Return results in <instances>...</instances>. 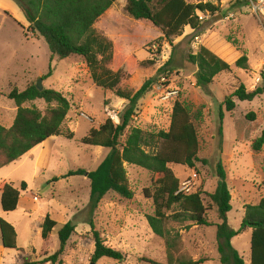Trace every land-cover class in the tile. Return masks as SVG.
Here are the masks:
<instances>
[{"label": "rangeland", "instance_id": "rangeland-1", "mask_svg": "<svg viewBox=\"0 0 264 264\" xmlns=\"http://www.w3.org/2000/svg\"><path fill=\"white\" fill-rule=\"evenodd\" d=\"M204 1L218 6L220 12L200 18L205 23L199 31L186 27L179 37L171 40H165L147 21L128 17L123 10L125 0H118L107 10L95 24V30L118 46L123 56L133 57L137 62V67L121 82L122 90L136 92L145 82L153 80L149 92L137 103L131 127L152 133L166 130L174 101L185 106L193 119L199 115L197 128L204 148L198 158L205 160L206 165L197 163L198 173L183 166L169 168L179 180L181 191L188 194L201 191L211 226H196L170 218L165 223L167 234L163 238L153 234L146 221V216L153 215V205L144 191L151 188L157 176L130 165L124 168L132 199L110 192L95 210L91 209L86 175L65 176L77 170L85 174L96 170L110 150L86 146L80 140L90 128H97L108 118L115 125L120 124L127 102L96 88L82 58H54L52 76L41 85L42 89L59 92L69 101L70 111L62 132L72 133L73 139L51 137L43 146L0 169V184L9 183L20 192L14 212L4 213L0 208V220L13 226L16 232V249H4L0 240V264H21L23 257L40 261L54 254L59 246L57 232L68 222L75 230L60 258L61 264H149L147 261L176 264L179 260L219 264L215 228L219 220L208 198L217 184L216 163L221 162L226 173L231 195V210L226 217L232 230L239 229L244 206L255 205L264 198V147L259 153L251 150V144L264 128V96L251 102L232 99L235 109L231 113L222 105L240 84L247 91L261 84L264 19L251 15L246 0ZM11 10L25 22L13 3ZM20 21L0 4V125L5 128L12 125L16 114L14 103L8 99L10 92L13 89L22 92L35 85L46 75L49 64L45 41L26 32L28 24L21 25ZM200 47L232 67L230 72L219 74L203 88L195 86L197 68L187 62L188 55L195 54ZM242 55L248 61L245 71L234 67ZM108 67L113 69V64ZM160 68L164 71L158 74ZM169 91H175L176 95L165 100V93ZM23 106H34L41 112L46 108L41 100ZM220 113L223 117L219 134ZM21 183L26 184L25 191H20ZM177 212L178 208L174 207L167 215ZM46 215L57 225L42 240L40 225ZM89 221L106 245L123 254L122 262L109 259L91 262L94 242ZM231 246L244 264H249L250 231L234 237Z\"/></svg>", "mask_w": 264, "mask_h": 264}, {"label": "trees", "instance_id": "trees-1", "mask_svg": "<svg viewBox=\"0 0 264 264\" xmlns=\"http://www.w3.org/2000/svg\"><path fill=\"white\" fill-rule=\"evenodd\" d=\"M21 11L27 31L42 38L49 50V64L42 80L52 76V62L78 56L83 59L90 79L96 88L109 91L115 97L127 102L121 115V122L115 125L106 119L97 128H90L81 138L80 143L86 146L109 149L106 158L96 170L85 174L83 170L68 173L65 177L86 175L89 180V204L95 210L100 201L110 192L119 197L131 200L133 193L129 188L124 165L135 166L157 176L151 188L144 191V196L152 201L153 215L146 216L152 233L163 238L165 223L171 218L175 221L190 222L192 225L210 227L206 218L207 208L201 198V191L184 193L180 190V182L175 177L170 165L183 166L197 172L195 165H206L198 154L204 145L199 136L197 121L193 119L185 106L174 101L166 130L156 133L131 127L137 103L149 92L153 80L145 82L136 92L120 88L121 82L137 67L133 57H125L119 47L99 34L95 24L102 15L118 0H11ZM246 2V1H245ZM128 17L135 21H147L158 29L165 40L179 37L183 29L189 27L199 31L205 21L204 16L213 17L220 12L218 6L210 2L198 0L189 3L186 0H125L123 7ZM23 30V28H22ZM26 37V34L24 33ZM187 62L196 66L194 83L197 88L206 87L221 73L230 72L232 67L200 47L195 54H189ZM247 58L242 55L234 63V67L247 70ZM113 64V69L108 65ZM143 65V63L141 64ZM164 69H159L158 74ZM261 84L247 91L240 84L233 93L223 100L227 113L233 112L235 104L251 102L264 96V72L259 73ZM8 99L14 103L16 114L12 125L5 128L0 125V169L18 161L33 148L41 145L51 137L64 136L73 139V134L62 132V125L70 111L69 101L59 92L43 89L38 91L35 85L18 92L13 89ZM41 100L46 105L43 112L36 107H24L26 103ZM222 113L219 115L218 133H221ZM127 132V133H126ZM264 147V128L260 136L251 144V150L261 152ZM198 173V172H197ZM217 184L208 195L210 203L215 207L219 223L215 225L217 253L219 264H244L238 252L231 246V240L240 233L250 231L249 264H264V198L255 205H245L244 215L238 230H232L227 224V214L231 210V195L226 184V173L221 162L215 166ZM57 179H54L56 181ZM26 190V184H20V191ZM20 199V192L9 183L0 184V208L4 213L14 212ZM177 207L178 212L167 215ZM94 251L91 262L109 259L122 262L124 256L111 246L106 245L97 231L92 230ZM57 223L46 215L40 225V237L46 240ZM75 226L70 222L64 224L57 232L59 246L54 254L40 261L23 257L21 264H61V256ZM0 240L4 249H16V232L9 223L0 220ZM149 264H154L147 261ZM203 260H179L176 264H203Z\"/></svg>", "mask_w": 264, "mask_h": 264}, {"label": "built area", "instance_id": "built-area-1", "mask_svg": "<svg viewBox=\"0 0 264 264\" xmlns=\"http://www.w3.org/2000/svg\"><path fill=\"white\" fill-rule=\"evenodd\" d=\"M247 7L251 15L257 19H264V0H246ZM175 91L165 93V100L175 96Z\"/></svg>", "mask_w": 264, "mask_h": 264}, {"label": "crops", "instance_id": "crops-1", "mask_svg": "<svg viewBox=\"0 0 264 264\" xmlns=\"http://www.w3.org/2000/svg\"><path fill=\"white\" fill-rule=\"evenodd\" d=\"M12 1L11 0H0V4L2 5V7L3 8H5L6 10H8V12L10 13V14H12L15 18H17L19 21H20V19L12 12V10H11V8H12ZM14 4V3H13ZM15 5V4H14ZM16 6V5H15ZM17 7V6H16ZM18 8V7H17ZM21 22V25H24V24H26V21L24 22V23H22V21H20ZM45 143V142H44ZM44 143H42L41 145H39V146H43L44 145ZM38 147V146H37ZM37 147H35V148H33L32 150H35ZM32 150L31 151H29L27 154H30L31 152H32ZM26 154V155H27Z\"/></svg>", "mask_w": 264, "mask_h": 264}, {"label": "water", "instance_id": "water-1", "mask_svg": "<svg viewBox=\"0 0 264 264\" xmlns=\"http://www.w3.org/2000/svg\"><path fill=\"white\" fill-rule=\"evenodd\" d=\"M217 19H221V16H218V17H216ZM215 18V19H216ZM42 78H40V79H38L37 80V82H36V84H35V87H36V89L38 90V91H42L43 89H42Z\"/></svg>", "mask_w": 264, "mask_h": 264}]
</instances>
